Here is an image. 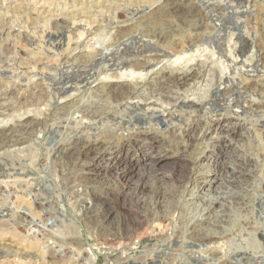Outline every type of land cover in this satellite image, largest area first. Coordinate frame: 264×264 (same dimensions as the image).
<instances>
[{
    "label": "rangeland",
    "instance_id": "1",
    "mask_svg": "<svg viewBox=\"0 0 264 264\" xmlns=\"http://www.w3.org/2000/svg\"><path fill=\"white\" fill-rule=\"evenodd\" d=\"M164 1L0 0V28L6 24L0 37V67L5 63L8 71L0 69V111L4 112H0V131L15 126L22 132L21 135L17 132L14 143H0V264H264V65L260 58L264 46V0H182L202 10L204 29L190 31L175 17L164 22L155 20L151 28L177 21L181 29L157 47L144 35L146 26L140 20L143 13L136 15L132 10L153 8ZM114 6H120L121 10L117 13ZM225 15L233 17L224 19ZM56 19L71 20L73 27L63 33L61 41L48 37ZM122 27L132 28L139 35L133 41L138 51L135 47L127 50L125 64L115 60L123 56L126 44L113 46L114 36ZM2 39L14 43L8 54L1 49L5 41ZM245 42L246 52L240 54L239 49ZM67 55L71 57L68 59ZM157 55L162 58L153 60L145 69L133 66L136 60ZM82 56L94 63L89 73L83 75L85 59ZM37 57L44 59L43 63L33 62ZM165 71L188 75L189 79L160 89L157 72ZM124 82L138 83L137 94L116 106V101L107 98L101 88ZM237 87L242 92L239 103L231 91ZM165 94L173 99L168 101ZM216 95L221 96L219 107L209 102ZM102 104L116 106L119 115L129 114V109L136 107L137 117H142V112H160L172 120L167 125L156 117L151 123L141 118L131 127L135 135L128 140L121 131L112 135L104 129V118L83 117L82 109ZM29 119L38 124H32L28 132L21 130V125ZM157 130L164 137L161 134L156 139L154 135H147ZM88 136L90 140L97 137L107 141V147H124L128 142L131 146L138 144V148H145L148 154L145 158L172 156L169 164H158L170 175L167 179L174 176L175 166L177 170L195 168L188 188L178 191L179 196L167 202L168 205L158 202L161 204L159 215H145L141 228L131 236L132 242L119 246L114 243V235L119 228L120 233L116 234L125 235L123 212L142 208L143 203L136 202L135 195L137 187L148 179L146 171L136 169L127 177L115 179V170L96 167L93 156L87 159L89 168L85 171L72 167L66 170L68 160L77 155L76 146ZM195 140L202 143L197 148L189 146L185 154L205 158L198 165H189L180 150ZM107 147L102 153L116 152ZM138 155L143 156L144 151ZM220 165L226 166L222 180L210 182L212 171ZM84 172L88 173L87 182L83 179ZM124 180L128 184L127 195L119 199L124 204L119 210L121 215L106 216L102 211L84 215L86 205H98L101 197L114 198L112 190L120 188ZM218 197L224 205L215 206ZM149 198L153 200L150 204L158 201L155 196V199ZM210 204L215 206L212 215L207 210ZM166 214L175 223L167 224L160 219ZM164 224L167 225L162 227ZM193 224H203L199 230L204 232L196 236L191 232ZM173 227L178 231L174 232ZM160 229L164 231L161 233ZM160 233H165L167 238L159 236ZM205 234L213 240L204 243L199 239Z\"/></svg>",
    "mask_w": 264,
    "mask_h": 264
},
{
    "label": "bare ground",
    "instance_id": "2",
    "mask_svg": "<svg viewBox=\"0 0 264 264\" xmlns=\"http://www.w3.org/2000/svg\"><path fill=\"white\" fill-rule=\"evenodd\" d=\"M113 5V4H112ZM115 5V4H114ZM151 6V5H150ZM155 6V5H154ZM113 7V6H112ZM138 7V6H137ZM136 7V8H137ZM20 9V8H19ZM106 9V8H105ZM111 9V8H110ZM114 9L117 11H120L121 8L120 6H117L115 7L114 6ZM135 9V8H134ZM123 11V10H122ZM131 11V10H130ZM133 12H135L134 14H142L143 13V16L141 17L140 20H142V24H144L143 26L145 27V29L147 30V32L144 34L146 37H148V39L152 42V44L154 46H159L160 44L162 43H165L166 41L168 40H171L172 38V35L173 34H177L180 29V25L178 23L175 22V24L171 22H169L168 24L169 25H162V27L158 28V29H154V28H151V25H152V22L155 21V20H160V21H166L169 19V17H175L176 19H179L182 21V27L183 28H187L189 29L190 31L192 30H199L201 31L202 29H204L205 27V22H204V15H203V12L202 10L197 7L196 5H191V4H186L184 3L182 0H165L164 3L161 5H157L156 7H153V8H145V7H138L137 9L135 10H132ZM127 12H129L127 10ZM118 13V12H117ZM115 13V14H117ZM123 13V12H122ZM130 13V12H129ZM39 14V13H38ZM82 14V13H81ZM132 14V13H131ZM7 16V15H6ZM91 16V15H90ZM105 16V15H103ZM80 17V16H79ZM102 17V16H101ZM233 16H230L228 17L227 15L224 16V19H232ZM88 18V17H87ZM115 18V17H114ZM113 18V19H114ZM53 19V18H52ZM72 19V18H71ZM116 19V18H115ZM5 20V19H4ZM28 20V19H27ZM57 20V19H56ZM55 20V23L52 21V23H54V28L52 31L49 32L48 34V37H52V38H57V40L59 39H62V36L64 32L66 31H69L71 28V20L70 22L69 21H56ZM69 20V19H67ZM95 20V18H94ZM93 20V21H94ZM106 20V19H105ZM90 21V20H89ZM92 21V22H93ZM180 21V22H181ZM5 22V21H4ZM91 22V21H90ZM96 22V21H95ZM99 22V21H98ZM124 22V21H123ZM162 22V23H163ZM103 23V22H102ZM139 23V22H138ZM155 23V22H153ZM158 23V22H157ZM167 23V22H166ZM5 24V23H4ZM4 24L1 25V28H0V37H1V34L3 33L4 29L2 28H6V24L4 26ZM208 24V23H207ZM233 24V22H232ZM234 24H237V22H234ZM48 25V24H47ZM97 25V24H96ZM126 26V24H124ZM123 25V26H124ZM137 25V24H136ZM155 25V24H154ZM90 26V25H89ZM129 26V25H128ZM207 26V25H206ZM156 27V26H155ZM208 27V26H207ZM8 28V27H7ZM51 28V29H52ZM43 30V29H42ZM79 30V29H77ZM139 30V29H138ZM144 30V28H143ZM142 30V31H143ZM206 30V29H205ZM81 31V29H80ZM5 32V31H4ZM20 32V31H19ZM18 32V33H19ZM44 32V31H43ZM42 32V33H43ZM46 32V31H45ZM73 32V31H72ZM177 32V33H176ZM48 33V32H47ZM74 33V32H73ZM141 33V32H140ZM143 33V32H142ZM81 34V33H80ZM79 35V34H78ZM115 35V34H114ZM143 35V34H142ZM21 36V35H20ZM74 36V35H73ZM138 33L133 31L132 28H128V27H122L120 28L116 35L114 36V42H113V46H121L122 44H126V51H124L123 53V56L120 57V58H116L115 61H119L121 64H125L124 62V58L126 56V53H127V50L130 51V49L132 48H136V46L133 44V41L135 39H137L138 37ZM83 37V36H82ZM175 38V37H174ZM256 39V38H255ZM3 41L5 39H2ZM26 40V39H25ZM24 40V41H25ZM28 40V38H27ZM70 40V39H69ZM147 40V39H146ZM155 40V41H154ZM174 40V39H173ZM6 41V40H5ZM3 43V47L1 49H3L7 54L10 53L14 47V43L13 42H10V41H6ZM23 41V39L21 40ZM30 41V40H29ZM32 41V40H31ZM61 41V40H60ZM149 41V42H150ZM260 41V40H259ZM1 42V41H0ZM26 42V41H25ZM24 42V44H25ZM28 42V41H27ZM80 42V41H78ZM214 42H216L214 40ZM218 42V41H217ZM216 42V43H217ZM228 42V41H227ZM244 42V41H243ZM22 43V42H21ZM30 43V42H29ZM53 43V42H52ZM55 43V42H54ZM61 43V42H60ZM71 43V42H70ZM172 43V42H171ZM262 43V42H261ZM16 44V42H15ZM75 44V43H74ZM192 44V43H191ZM219 44V43H218ZM71 45V44H70ZM73 45V44H72ZM78 45V44H76ZM164 45V44H162ZM166 45V44H165ZM230 45V44H229ZM0 46H2V44H0ZM19 46V45H18ZM31 46V45H30ZM75 46V45H73ZM112 46V47H113ZM146 46V45H145ZM28 47V46H27ZM70 47V46H69ZM220 47V46H219ZM248 45L247 43L245 42L244 44H242V46L240 47L239 49V53L240 54H245L246 52V49H247ZM176 48V47H175ZM32 49V48H31ZM66 50V47L64 48ZM261 62H263L262 64L264 65V46L261 47ZM37 50V49H35ZM138 51V48L135 49V51ZM139 50H140V47H139ZM67 51V50H66ZM65 51V53L67 54V52ZM27 51H25L26 53ZM69 52V51H68ZM4 53V55L6 54ZM138 53V52H137ZM222 53V52H221ZM30 54V53H29ZM70 54V53H69ZM114 55V54H113ZM131 55V54H130ZM32 56V55H31ZM68 56V55H67ZM100 56V54H99ZM103 56V55H102ZM66 57V56H65ZM71 57V56H70ZM68 56V59L70 58ZM85 61H84V64L82 65L84 67V69L82 71L84 72H81L82 73H85V74H88L89 72V67H91L94 63L92 60L86 58L85 56H82ZM96 57V56H95ZM98 57V56H97ZM6 57H4L5 59ZM101 58V57H100ZM115 58V57H114ZM162 56L160 55H157V56H153V57H147L146 60H143V61H138L135 63H133L134 67L137 69H145L146 66H148L150 63H152V61H157L159 59H161ZM260 58H259V61H260ZM30 58H28L29 60ZM33 59V57H32ZM92 59V58H91ZM107 59V58H106ZM14 60V59H13ZM44 59H41L40 57L37 59L34 58L33 62H40ZM78 60V59H77ZM6 60H4L5 62ZM49 61V60H48ZM57 61V60H56ZM67 61V60H66ZM69 61V60H68ZM80 61V60H79ZM83 61V60H82ZM132 61V60H131ZM15 62V61H14ZM78 62V61H77ZM3 63V62H2ZM13 63V62H12ZM43 63V61H42ZM82 64V62H80ZM118 63V62H117ZM31 64V63H30ZM78 64V63H77ZM54 65V64H53ZM22 66V64H21ZM43 68H46L44 67V65H41ZM78 66V65H77ZM262 66V65H261ZM14 67V66H13ZM26 67V66H25ZM24 67V68H25ZM36 67V66H34ZM82 67V68H83ZM93 67V66H92ZM219 67V66H218ZM79 68H80V64H79ZM0 69L2 71H7V64L4 63V65H2L0 67ZM9 69V68H8ZM39 69V68H38ZM264 69V68H263ZM23 70V69H22ZM25 70V69H24ZM36 70V69H35ZM41 70V69H40ZM39 70V71H40ZM73 70V69H72ZM1 71V72H2ZM13 70H11L12 72ZM34 71V70H32ZM101 71V70H99ZM8 72V71H7ZM102 72V71H101ZM41 73V72H40ZM100 73V72H99ZM158 75H160L159 77H157V86H159V88H164V87H168L169 85L172 86L171 84H183V83H186L187 80L189 79V76L188 75H173V74H170V73H166L165 72H157ZM83 75V74H82ZM157 75V76H158ZM53 77V76H52ZM56 78V77H55ZM191 78V77H190ZM192 79V78H191ZM83 80V79H82ZM156 83V81H154ZM264 82V81H263ZM262 82V84H263ZM50 83V82H49ZM66 83V82H65ZM154 83V84H155ZM261 84V85H262ZM28 85V84H27ZM42 85V84H41ZM40 85V86H41ZM103 85V84H102ZM105 85V84H104ZM138 83H130V82H124V83H116V84H106L105 86H103L101 88V91L105 92L106 96H108L107 98H112L113 101H116L117 105L120 104L123 100L125 99H128V98H131L133 96H135L137 94V89H138ZM254 85V84H253ZM39 85L37 87H40ZM154 87V86H152ZM156 87V86H155ZM155 87L153 89H155ZM169 88V87H168ZM261 88V87H260ZM263 88V86H262ZM64 89V88H63ZM159 89V90H160ZM16 90V89H15ZM247 90V89H246ZM232 92H234V94L236 95V103H239L242 97V92L239 90V88H233L231 89ZM17 92V91H16ZM162 91H160L161 93ZM165 92V91H164ZM163 92V93H164ZM174 92V91H173ZM18 93V92H17ZM20 93V92H19ZM22 93V91H21ZM26 93V92H25ZM24 93V94H25ZM12 94V93H11ZM168 94V93H167ZM229 94V93H227ZM23 94H21L22 96ZM42 95V94H41ZM40 95V96H41ZM166 95V94H165ZM170 96H172L171 94H169ZM234 95V96H235ZM25 96V95H24ZM163 96V95H161ZM167 96V95H166ZM16 97V96H15ZM136 97V96H135ZM177 97V96H176ZM221 96H212L211 99H209L210 101V104L212 106H217L219 107L220 106V98ZM39 99V98H38ZM166 99L169 101V100H172L173 99V96L172 97H169L167 96ZM175 99V98H174ZM178 99V98H177ZM177 99H175L177 101ZM23 103V101H22ZM45 103V102H44ZM38 104V103H37ZM108 104V103H107ZM263 104V103H262ZM39 105V104H38ZM96 105V104H95ZM121 105V104H120ZM116 106H112L111 105H100V106H96V107H87L85 108L84 110L82 109V112L83 113V117L84 118H88V119H97V118H104V120L106 122H102V125L104 126V129H108L109 131L112 132V135L113 134H116V132L118 131H121L123 132V134L128 137V140L131 139L135 133L134 131L131 130V127L134 125V123L136 122H140L141 121V118H144V119H149V123H151V119L153 117H156L158 119H160L162 122H165L167 125H170L171 123V120L172 118L171 117H167L166 115L164 114H161L160 112H152L151 114H149L148 112H142V117H137L135 116V113L137 112V109L136 107H132L129 109V114H126V115H119L118 112L115 111V108L117 110V107ZM263 106V105H262ZM261 106V107H262ZM21 107V106H20ZM259 107V108H261ZM2 110V109H1ZM21 110V108H20ZM66 110V109H65ZM142 111V110H141ZM2 112V111H0ZM6 112V111H5ZM28 112V111H27ZM4 113V112H2ZM147 113L149 114V117L146 118L147 116ZM1 114V113H0ZM16 114V113H15ZM4 115V114H3ZM60 115V114H59ZM56 117V116H55ZM136 117V118H135ZM12 118V117H11ZM58 118V117H57ZM45 119V117H44ZM66 119V118H65ZM29 119V121L27 120V123L25 124H22L20 129L23 130V131H26L28 132V128H30V126L32 124H38L37 121H31ZM30 122V123H29ZM19 124V123H18ZM21 124V123H20ZM34 126V125H33ZM36 127V126H35ZM59 127V126H58ZM68 127V126H67ZM32 128V127H31ZM19 130V131H21ZM58 130V129H57ZM71 131V130H69ZM106 131V130H105ZM132 131V132H131ZM17 132L18 130L14 127H9V128H6L4 130H1L0 131V143L2 144H5L6 142L8 141H11V143L15 141L16 137H17ZM19 133V132H18ZM24 133V132H23ZM20 134V133H19ZM22 134V132H21ZM20 134V135H21ZM28 134V133H27ZM62 134V133H61ZM162 132L160 130H157V131H152V132H147V135L149 136H153L154 135V138L157 139V137L159 135H161ZM19 135V136H20ZM25 135V134H24ZM106 135V134H105ZM108 135V134H107ZM106 135V136H107ZM230 135V134H229ZM243 135V134H242ZM96 136V135H95ZM162 136L164 137V134H162ZM225 136V135H224ZM90 137H92L90 135ZM88 136V138L82 142H80L79 146L77 145L76 148H77V155L74 157H71L69 160H68V165H67V169H81V170H86L88 167V164H87V159H89L90 156H93L94 157V165L100 169H105V170H115V174H116V178L115 179H120L121 177H127L128 174H130V172H134L136 169H143L144 171H146V177H148V179H146L145 181L142 182L141 186L137 187L136 191V195H135V200H137L136 202H142V208H138V210H131V209H128L126 212H123V218H124V223H125V235L122 236V235H118L116 233L119 232V229L118 232L115 233L114 235V243H119V246L121 244H123L124 242L128 243V242H132V235L134 234V232L138 229L141 228L142 224H143V218L145 217V215H150V216H158L159 215V207L161 206V204H159L158 202H163L164 204L167 202L170 203V200H172V198H174L177 194H178V191H184V189H187L188 186L187 184L190 183L191 181V178L192 176L195 174V168L191 167V166H188L187 168L183 167L181 168L180 170H177L176 166L173 168L175 171H174V176H172V178H169L167 179L169 176H167L165 170L163 167L159 166L158 164L161 163V162H164L165 165L169 164L170 162V158L172 157H164V156H151L149 158H145L146 155H148L145 151V148L143 146H139L138 148V144H134V145H129V142H128V145L126 144L124 147H107L106 146V142L105 140H100V139H97L96 137V140H90V138ZM18 138V137H17ZM22 138V137H21ZM20 139V138H19ZM61 139V138H60ZM152 139V138H151ZM18 141V139H17ZM22 141V140H20ZM159 141V140H158ZM189 141V140H188ZM192 141V140H190ZM161 142V141H160ZM9 143V142H8ZM202 143V142H199L197 140L193 141V142H190V144L186 143L183 145L182 149L180 151H182L183 155H182V158H185L187 159V164L190 165V163L192 165H198V162L203 160V158H205V156H203L201 159L200 158H197V156L193 157L192 155H189V154H185L186 152L189 151V146H195L196 148L198 147V145ZM10 144V143H9ZM25 144V143H24ZM76 144V143H75ZM28 145V144H27ZM147 146V145H146ZM4 147V145L2 146ZM57 147V145H56ZM108 148L109 150H116L115 151H112L110 153H102V151H104L103 149L104 148ZM194 147V149H195ZM1 148V147H0ZM67 148V147H66ZM29 150V149H28ZM197 150V149H196ZM195 150V151H196ZM62 151V150H61ZM67 151V150H66ZM105 151H107L105 149ZM144 151V155H138L136 156L139 152H143ZM194 152V151H193ZM64 153V152H63ZM102 153V154H101ZM195 153V152H194ZM61 155V154H60ZM189 155V156H188ZM177 156V155H176ZM192 156V158H191ZM211 156V155H210ZM61 157V156H60ZM66 158V157H65ZM92 158V157H91ZM81 159L83 160L82 164H81ZM62 160V159H61ZM209 160V159H208ZM215 160V159H214ZM9 161V160H8ZM89 161V160H88ZM236 161V160H235ZM61 163V162H60ZM217 163V162H216ZM249 163V162H248ZM204 164V163H203ZM218 165V164H217ZM216 165V166H217ZM227 165V164H226ZM32 166V165H31ZM164 166V165H163ZM221 166V165H220ZM64 167V166H63ZM213 167V166H212ZM23 168V167H22ZM206 168V167H205ZM94 169H97L94 167ZM166 169V168H165ZM207 169V168H206ZM139 170V171H140ZM200 170V169H199ZM223 170H226V166H221V167H217L214 169V171H212L211 174L212 177L210 179V182L211 181H215V180H219L221 181L222 180V176H223ZM235 171V169H233ZM138 171V170H137ZM138 171V172H139ZM179 171V172H178ZM206 171V170H205ZM208 171V169H207ZM16 172V171H15ZM142 172V171H141ZM197 172V171H196ZM201 172V171H200ZM210 172V171H209ZM207 172V173H209ZM225 172V171H224ZM144 173V172H143ZM206 173V174H207ZM226 173V172H225ZM114 174V173H113ZM201 174V173H200ZM199 174V175H200ZM235 174V172L233 173ZM83 179L84 181H88L89 177H88V173L84 172L83 174ZM133 175V174H132ZM130 175V177L132 176ZM229 175V173H228ZM112 176V175H111ZM114 176V175H113ZM232 176V175H231ZM200 177V176H198ZM207 176H205L206 178ZM226 177V176H224ZM233 177V176H232ZM114 178V177H113ZM238 178V177H237ZM126 179V178H125ZM234 179V178H232ZM231 179V180H232ZM226 180H229V179H226ZM236 180V179H235ZM241 181V179H239ZM127 181V180H126ZM169 181H172V183H170ZM235 182V181H234ZM131 183V182H130ZM225 183V182H224ZM23 184V183H22ZM42 184V183H41ZM127 182L125 183V180H124V183L122 184V186H120V188H112L113 190V193H114V198H103L101 197V202H99L98 205H94V206H90V205H86L84 207V215H87L88 213H91V212H99V211H102V213H105L106 216L110 215V214H114V213H117L119 215H121V211H119L122 206L124 207V204L122 202H119V199L121 200V198L123 196H126L127 193H126V186H127ZM220 184V183H219ZM241 184V182H240ZM69 185V184H68ZM239 185V184H238ZM31 186V185H30ZM133 186V185H132ZM170 186H172L170 188ZM226 186V185H225ZM235 186V185H234ZM244 186V185H243ZM197 187V186H196ZM202 187V186H201ZM241 187V185H240ZM245 187V186H244ZM7 188V187H6ZM234 188V187H233ZM183 189V190H182ZM199 189V188H198ZM211 189V188H210ZM244 189V188H243ZM6 190V189H5ZM8 190V188H7ZM189 190V189H188ZM192 190V189H191ZM222 190V189H221ZM230 190V189H229ZM9 191V190H8ZM194 191V190H193ZM236 191V189H235ZM36 192V191H35ZM201 192V191H200ZM204 192V191H203ZM221 192V191H220ZM227 192V191H225ZM234 192V191H233ZM238 192V191H237ZM248 192V191H247ZM264 192V191H263ZM37 193V192H36ZM193 193V192H192ZM197 194V192H195ZM209 193V192H208ZM218 193V192H217ZM223 193V191H222ZM228 193V192H227ZM232 193V191L230 192V194ZM123 194V195H122ZM182 194V193H181ZM199 194V193H198ZM202 194V193H201ZM216 194V193H215ZM214 194V195H215ZM235 194V193H234ZM213 195V196H214ZM146 196V197H145ZM147 196H152L153 199L157 198L158 201L156 200L153 204H150L153 202V200ZM155 196V198H154ZM179 196V195H177ZM183 196V195H182ZM199 196V195H198ZM209 196H211V194H209ZM242 196V195H241ZM245 196V195H244ZM39 197V196H38ZM185 197V196H184ZM201 197V196H200ZM206 197V196H205ZM217 197V195H216ZM239 196H237L238 198ZM183 198V197H182ZM219 199H217L215 202V206H218V205H224V201L222 202V200L220 199V197H218ZM236 198V199H237ZM242 198V197H241ZM244 198V197H243ZM150 199V200H149ZM240 199V198H239ZM245 199H246V196H245ZM8 200V199H7ZM176 199H174L173 201H175ZM198 200V199H197ZM215 200V198H214ZM233 199H231L232 201ZM113 201V202H112ZM204 201V200H203ZM234 201V200H233ZM246 201V200H245ZM177 202V201H176ZM202 202V200H201ZM208 202V201H207ZM213 203V202H211ZM231 203V202H230ZM236 203V202H235ZM246 203V202H245ZM181 204V203H180ZM207 204V203H206ZM229 204V203H228ZM233 204V203H232ZM248 204V203H246ZM245 204V205H246ZM48 205V204H47ZM168 205V204H167ZM167 205H163L165 207H167ZM170 205V204H169ZM177 205V204H176ZM243 205V203H242ZM178 206V205H177ZM208 206V205H207ZM214 206V207H215ZM164 207V208H165ZM169 207V206H168ZM167 207V208H168ZM171 207V205H170ZM170 207L168 209H170ZM173 207V206H172ZM171 207V208H172ZM213 207V204H210V206H208L207 210L208 212H211V215H212V211L214 209ZM229 207V206H228ZM163 208V209H164ZM221 208V206H220ZM225 208V207H224ZM238 208V207H237ZM175 208H173L174 210ZM217 210V209H216ZM229 210V209H228ZM165 211V210H164ZM219 211V210H218ZM166 212V211H165ZM163 212V213H165ZM170 212V211H169ZM169 212L167 214H169ZM216 212V211H215ZM214 212V213H215ZM228 212V211H227ZM178 213V212H177ZM162 214V213H161ZM167 214L165 216L161 215L160 216V219H162L163 221H167V224L170 223H175V220L174 218H170ZM172 214V213H171ZM182 214V213H181ZM207 214V213H206ZM216 214V213H215ZM221 214V213H220ZM224 214V213H223ZM232 214V213H231ZM175 215V214H174ZM205 215V214H204ZM214 215V214H213ZM169 218H167V217ZM206 216V215H205ZM117 217L114 216V218ZM152 217V218H153ZM176 217V216H175ZM202 217V216H201ZM207 217V216H206ZM209 217V216H208ZM220 217V216H219ZM113 218V219H114ZM158 218V217H157ZM177 218V217H176ZM203 218V217H202ZM215 218V217H214ZM178 219V218H177ZM180 219V218H179ZM183 219V217H182ZM201 219V218H200ZM228 219V218H226ZM185 220V219H184ZM109 221V220H108ZM112 221V220H111ZM115 221V220H114ZM117 221H121V220H118ZM117 221H116V226H119L117 225ZM183 221V220H182ZM199 221V220H198ZM203 221V220H202ZM161 222V220H160ZM184 222V221H183ZM213 222V221H212ZM215 222V221H214ZM182 223V222H180ZM163 224V223H161ZM166 224V225H167ZM222 224V223H221ZM160 225V224H159ZM165 224L164 225H161L162 227L163 226H166ZM177 225V224H175ZM184 225V224H182ZM194 225V224H193ZM203 225V224H202ZM201 224H195L193 227H192V231L193 233L196 234H200L204 231H200V226L202 227ZM172 226V225H171ZM180 226V225H179ZM187 226V225H186ZM186 226H183V227H186ZM122 227V226H120ZM169 227V225H168ZM182 227V226H180ZM101 228V227H100ZM166 228V227H165ZM175 228L174 232H177L178 230L176 229V227H173V229ZM168 229V228H167ZM172 229V228H171ZM178 229H181V228H178ZM159 230V229H158ZM157 230V231H158ZM161 230V233L164 231V229H160ZM183 231V229H181ZM180 230V231H181ZM221 230V229H220ZM187 231V230H186ZM100 232V230H99ZM168 232V231H167ZM259 232V231H258ZM120 233V232H119ZM158 233V232H157ZM159 234V236H167L165 233L163 234ZM207 233V232H206ZM225 233V232H224ZM171 234V233H169ZM173 234V232H172ZM204 234V233H203ZM264 234V233H263ZM202 235V234H201ZM156 237V236H155ZM174 237V236H173ZM182 237V236H181ZM184 237V236H183ZM195 237V236H194ZM167 238V237H166ZM172 237L169 236L168 237V240L171 241ZM176 238V237H175ZM180 238V237H179ZM187 238V237H186ZM185 238V239H186ZM198 238V237H195V239ZM78 239V238H77ZM161 239V238H160ZM181 239V238H180ZM180 239H177L176 241L180 240ZM192 239V237H191ZM199 239H201L204 243L205 241L209 242L210 240H213V237H206V234L205 236L203 237H199ZM81 240V239H80ZM187 240V239H186ZM209 240V241H208ZM215 240V239H214ZM78 241V240H77ZM165 241V240H164ZM175 241V242H176ZM181 241V240H180ZM83 242V241H82ZM157 242V241H156ZM167 242V241H166ZM165 242V243H166ZM172 242V241H171ZM197 242H198V239H197ZM206 242V243H207ZM211 242V241H210ZM134 244V243H133ZM175 244V243H174ZM155 245V244H154ZM153 245V247H154ZM161 245V244H160ZM159 245V246H160ZM172 244H170L171 246ZM156 246V245H155ZM162 246V245H161ZM167 246V245H166ZM169 246V247H170ZM182 246V245H181ZM111 248V247H110ZM131 248H135L134 247H131ZM130 248V249H131ZM157 248V247H155ZM168 248V247H166ZM116 249V248H115ZM149 249V248H148ZM153 249V248H152ZM151 249V250H152ZM158 249V248H157ZM163 249V247H162ZM161 249V250H162ZM134 250V249H133ZM137 250V249H135ZM144 250V249H143ZM147 250V249H145ZM154 251V250H153ZM157 251V250H155ZM243 251V250H242ZM145 252V251H144ZM150 252V251H149ZM164 252V251H163ZM141 253V252H139ZM153 254L156 253V252H152ZM159 253V252H158ZM161 253V252H160ZM244 253V252H243ZM135 254V253H134ZM138 254V253H137ZM148 255V253H146ZM240 255V254H239ZM132 256V255H131ZM134 256V255H133ZM155 257L154 255H151V257ZM157 256V255H156ZM150 258V256H148ZM152 257V258H153ZM128 258V257H127ZM132 258V257H131ZM130 258V260H131ZM157 258V257H155ZM260 259V258H259ZM125 259H123L124 261ZM134 260H139V259H134ZM146 260V259H145ZM185 260V259H184ZM126 261V260H125ZM141 261V260H139ZM150 260H148L149 262ZM161 261V260H160ZM135 262V261H134ZM143 262V261H142ZM260 262V261H259ZM122 263V262H121ZM141 263V262H139ZM144 263V262H143ZM151 263V261L149 262ZM159 263V261H158ZM163 263V262H162ZM166 263V262H165ZM132 264V263H131ZM137 264V263H136ZM155 264V262H154ZM176 264V262H175ZM183 264V263H182Z\"/></svg>",
    "mask_w": 264,
    "mask_h": 264
}]
</instances>
